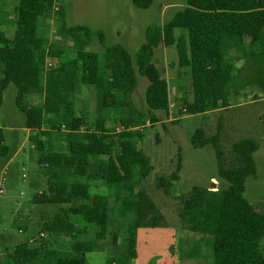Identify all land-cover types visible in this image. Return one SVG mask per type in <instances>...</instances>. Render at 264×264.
<instances>
[{
    "label": "trees",
    "instance_id": "1",
    "mask_svg": "<svg viewBox=\"0 0 264 264\" xmlns=\"http://www.w3.org/2000/svg\"><path fill=\"white\" fill-rule=\"evenodd\" d=\"M7 1L10 0H0V27ZM132 1L142 10L152 4V0ZM184 2L183 10L169 23L147 28L145 42L135 56L136 66L119 44L102 53L91 52L92 38L98 36L102 45L104 35H96L88 26L68 29L64 15L60 14L58 33L67 37L72 52L60 54L57 67L49 70L45 69L49 38L44 27L52 18L53 2L20 0L17 3L13 36L7 37L0 28V107L5 90L14 85L16 107L25 117V128L32 133L30 142L39 154V171L47 178L46 190L36 195L33 202L46 206L70 205L59 208L52 219L45 220L41 230L53 239L67 237L71 245L65 250L57 249L46 239L40 240L35 248L21 244L10 255L0 258V264H28L36 260L43 264H86L87 254L95 251V245L79 240V236L89 232L94 233L96 241L110 238L112 246L117 248L121 232L125 231L124 256L136 258L137 199L143 156L139 150H125L121 141L132 137L129 131L142 125L145 116L150 117L151 123H157V112L168 115L169 86L153 62L155 50L161 45H175L178 67L191 69L195 114L230 107L228 88L233 80L234 62L245 60L251 64L252 82L264 93V0ZM49 53L56 54L51 48ZM136 73L149 81L144 111L133 108L130 98L137 88ZM79 82L97 93L93 124L85 122L75 110ZM39 100L42 105H30V101ZM62 126L66 132H60ZM118 126L124 131L116 137ZM43 127L50 131L46 138V134H41ZM218 132H222L221 124ZM198 135L195 140H202L203 133ZM60 137H64L65 152H55ZM211 143L218 178L228 186L214 207L190 203L181 217L196 219L194 232L209 236L213 264H264L260 249L264 239V212L245 198L246 181L257 173L254 162L257 145L254 141L236 144L234 151L242 157L244 167L227 171L223 167L219 139L214 138ZM10 152L0 129V171ZM91 181L107 184L118 202L116 208H110L103 196H95L90 203L73 204L77 199L89 200ZM112 216L120 224L118 230L111 232ZM107 264L111 262L108 260Z\"/></svg>",
    "mask_w": 264,
    "mask_h": 264
},
{
    "label": "rangeland",
    "instance_id": "2",
    "mask_svg": "<svg viewBox=\"0 0 264 264\" xmlns=\"http://www.w3.org/2000/svg\"><path fill=\"white\" fill-rule=\"evenodd\" d=\"M59 9L53 11L47 21L49 44L47 56L51 63L46 70L57 67L60 54L72 52L67 37L60 36V14L66 26H88L96 35H104L101 45L98 36L92 38L89 50L102 53L119 44L135 56L146 38L149 26L169 23L185 6V0H152L147 9H137L132 0H58ZM5 15L1 21V31L12 37L17 25V2L4 3ZM179 35V31L176 32ZM56 52L49 53V49ZM154 64L169 83L170 100L174 108L168 115L157 112V123H151L145 116L142 125L131 129L132 137L122 140L128 151H141L143 167L141 188L139 189V214L136 252L128 259L124 256L126 232H121L119 247L114 248L110 238L96 241L93 232L79 236V240L91 241L95 251L87 254L86 264H213L209 236L194 232L196 219H182L187 205L214 207L221 199V192L228 184L218 178L217 159L212 139H219L223 153V167L227 171H237L244 167L242 157L234 151V146L243 141H254L256 176L246 181L245 198L264 212V93L252 82L254 69L242 60L232 64L230 109L223 113L195 114L193 108V87L190 68L178 67L175 45H161L155 50ZM137 88L131 95L132 107L146 109L145 93L149 86L147 78L136 73ZM17 90L10 85L3 94L0 107V129L4 142L10 148V156L3 162L0 176L5 177L6 194L0 195V258L10 255L18 245L35 246L42 239L53 243L57 249L65 250L71 239H53L41 230L42 223L52 219L59 208L70 205L46 206L33 202V198L47 188V178L40 173L38 152L30 142L32 133L25 126V117L16 107ZM97 93L80 82L75 99L76 112L87 122L96 120ZM43 102L30 101V105L40 106ZM182 115H179L181 110ZM221 124L222 132H218ZM117 128H122L118 126ZM115 130V136L119 133ZM46 136L49 132L46 128ZM61 133L66 132L62 129ZM203 133L202 140L198 138ZM61 135V134H60ZM46 140V139H45ZM55 152H65L64 137L55 144ZM103 162L105 159H102ZM43 163V162H42ZM47 164V163H46ZM44 164V166L46 165ZM216 178L217 182L211 179ZM166 185L168 192L162 191ZM214 186V188H211ZM168 193V194H166ZM95 196H103L110 208L117 207V200L107 184L101 181L89 182V200H74L73 204L90 203ZM120 221L112 216L110 231L119 229ZM44 234V237L41 235ZM76 243L73 244V248ZM260 249L264 255V239ZM28 264H43L36 260Z\"/></svg>",
    "mask_w": 264,
    "mask_h": 264
},
{
    "label": "built area",
    "instance_id": "3",
    "mask_svg": "<svg viewBox=\"0 0 264 264\" xmlns=\"http://www.w3.org/2000/svg\"><path fill=\"white\" fill-rule=\"evenodd\" d=\"M20 0H15V2H19ZM53 2V11H57L59 9V4L60 2L58 0H52ZM51 66V63L47 60L46 61V67H50ZM175 106L174 104H169V109H173ZM185 111V109H184ZM62 130L66 131V127L65 126H62ZM124 131V128H117V132H123ZM46 127H43L41 129V134L44 136L46 134ZM5 177L4 176H0V195H4L6 194V191H5ZM41 237H44V234L41 235Z\"/></svg>",
    "mask_w": 264,
    "mask_h": 264
},
{
    "label": "crops",
    "instance_id": "4",
    "mask_svg": "<svg viewBox=\"0 0 264 264\" xmlns=\"http://www.w3.org/2000/svg\"><path fill=\"white\" fill-rule=\"evenodd\" d=\"M166 80H167V78H166ZM167 83H168V81H167ZM168 86H169V83H168ZM169 100H170V97H169ZM228 109H230V107H228V108H226V109H220V110H216V111H213V112H210V113H223V112H225L226 110H228ZM21 113V112H20ZM28 130V129H27ZM28 131H30V130H28ZM31 132V131H30ZM104 163V162H103ZM142 172H143V170H142ZM142 177V176H141ZM213 182H217V180H216V178H212L211 179ZM163 186V185H162ZM141 188V178H140V187L138 188V199H139V189ZM211 188H214V186H212ZM163 189H164V191L165 192H168V189H167V187H166V185L165 186H163V188H162V191H163ZM163 191V192H164ZM166 194H168V193H166ZM137 199V200H138ZM138 206H139V204H138ZM183 219V218H182ZM138 231H139V229H138Z\"/></svg>",
    "mask_w": 264,
    "mask_h": 264
}]
</instances>
